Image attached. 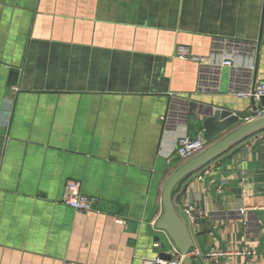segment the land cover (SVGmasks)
<instances>
[{
	"label": "crops",
	"instance_id": "1",
	"mask_svg": "<svg viewBox=\"0 0 264 264\" xmlns=\"http://www.w3.org/2000/svg\"><path fill=\"white\" fill-rule=\"evenodd\" d=\"M177 45L207 61L177 59ZM258 82L264 0H0V264L157 257L162 190L184 164L177 140L202 138L213 106L247 111L232 92ZM257 168L264 131L175 188L192 251L264 264V197L240 189ZM68 182L98 200L91 212L62 203Z\"/></svg>",
	"mask_w": 264,
	"mask_h": 264
},
{
	"label": "water",
	"instance_id": "2",
	"mask_svg": "<svg viewBox=\"0 0 264 264\" xmlns=\"http://www.w3.org/2000/svg\"><path fill=\"white\" fill-rule=\"evenodd\" d=\"M19 73L11 71L9 80L11 86L17 83ZM258 102L264 106V97ZM257 111L254 100L250 101L247 111L239 112L234 109L215 107L208 111L202 121V139L208 145L207 148L195 158L185 162L175 171L165 183L162 190L163 215L155 225V229L166 237L165 241L156 238L158 242L157 257L162 260H170V254L166 251L173 245L183 256L182 264H202L200 260H193L188 254L192 251V239L187 228L186 221L171 201V195L176 185L187 177L195 174L218 157L229 150L237 148L252 136L264 131V117L253 119V113ZM246 122L240 126L241 122ZM249 147L241 148L243 162L247 161ZM245 170V165H243ZM240 189L250 190L253 197H264V168L245 171L241 178Z\"/></svg>",
	"mask_w": 264,
	"mask_h": 264
},
{
	"label": "built area",
	"instance_id": "3",
	"mask_svg": "<svg viewBox=\"0 0 264 264\" xmlns=\"http://www.w3.org/2000/svg\"><path fill=\"white\" fill-rule=\"evenodd\" d=\"M175 56L179 60L192 61L198 64L205 63V58L195 56L191 53L189 47L184 45H177L175 48ZM222 65L234 67L230 60H225ZM232 94L243 100H254L259 101L264 97V82H258L252 87L244 90H235ZM254 118L258 119L264 117V106L254 112ZM207 148V144L202 138H188L182 137L177 140L174 155H176L183 163L195 158L201 154ZM2 166V159L0 157V172ZM208 171H204V175H207ZM202 180V176L199 177ZM62 203L80 213L91 212L94 207L98 204V200L95 198H89L81 194L79 190V184L74 182H68L64 189ZM184 215L189 218L192 222L194 221V215H196V209L193 205L185 206L182 209ZM170 260H162L158 257L155 258H144L141 264H182L184 256L173 246L170 245ZM238 255H252L250 252H239ZM225 253L222 252H209L204 255H200L197 251H191L188 256L191 258L202 257L205 264H218L219 260Z\"/></svg>",
	"mask_w": 264,
	"mask_h": 264
},
{
	"label": "trees",
	"instance_id": "4",
	"mask_svg": "<svg viewBox=\"0 0 264 264\" xmlns=\"http://www.w3.org/2000/svg\"><path fill=\"white\" fill-rule=\"evenodd\" d=\"M184 180H185V179H184ZM184 180H183V181H184ZM178 185H179V184H178ZM178 185H176V187H177ZM176 187H175V188H176ZM174 190H175V189H174ZM174 190H173V191H174Z\"/></svg>",
	"mask_w": 264,
	"mask_h": 264
}]
</instances>
